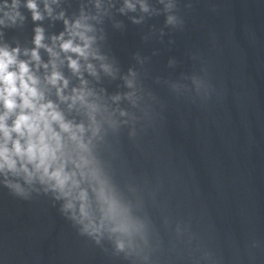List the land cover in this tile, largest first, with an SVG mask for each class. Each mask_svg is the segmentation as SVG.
<instances>
[{
    "label": "clouds",
    "instance_id": "9594fccd",
    "mask_svg": "<svg viewBox=\"0 0 264 264\" xmlns=\"http://www.w3.org/2000/svg\"><path fill=\"white\" fill-rule=\"evenodd\" d=\"M18 7L17 0H13L10 11L4 13L12 22L20 17L19 11L16 10ZM26 7L32 12L33 20L42 18L37 11L35 0H27ZM127 7L131 9L134 6L127 4ZM142 8L147 10L143 5ZM65 24L69 38L65 39L63 33L53 38L54 41H59L61 50L65 53H75L85 60L90 55L95 56L96 53L91 49L92 38L86 35L90 28L79 20L71 25L65 21ZM77 38L81 43L74 42ZM43 40V29L38 27L34 37L36 47L31 52V59L36 62L37 67L41 65L39 48H46L51 55H56L51 48L43 44ZM17 56L18 49L0 47V173L22 177L29 185L39 181L47 189L57 193V199L66 200L64 210L71 211V218L82 225V230L89 235L100 232L101 228L105 227V221L114 225L110 229L112 232H128L131 225L117 221L118 205L105 194L103 188L97 193V199L105 206L102 208L103 219L100 224L94 222L88 193L80 187L81 181L77 179V173L79 172L81 178L86 175L95 178L96 172H85L91 163L87 156L80 155L78 159H72L65 153V137L75 142L83 153H88V146L83 141L85 128L83 125H73L66 121L58 107L52 101L46 100L40 87V78L27 61L18 60ZM68 60L69 67L79 75L81 65L78 59L68 57ZM43 67L47 68L48 65ZM104 67L105 71L109 70L107 66ZM87 69L95 74L91 64L87 65ZM45 80L48 84L57 86V95L62 100H71L72 105L79 102L86 107L93 125L96 124L92 114L97 110V106L87 100L90 93L83 89H73L72 96H63L62 87H67L68 82L56 71L54 62L53 70ZM60 81H63L62 87L58 86ZM92 132L96 135L99 126L93 127ZM69 163L74 165V170H68ZM5 185L16 195H22L24 192L19 183L5 180ZM117 247L123 249L124 245L118 241Z\"/></svg>",
    "mask_w": 264,
    "mask_h": 264
}]
</instances>
